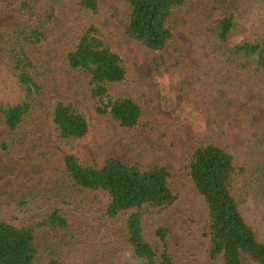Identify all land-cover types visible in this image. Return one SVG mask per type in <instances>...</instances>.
<instances>
[{
  "label": "trees",
  "instance_id": "1",
  "mask_svg": "<svg viewBox=\"0 0 264 264\" xmlns=\"http://www.w3.org/2000/svg\"><path fill=\"white\" fill-rule=\"evenodd\" d=\"M45 1L42 10L35 0H0V152L6 155L40 135L35 112L46 91L44 67L30 52L48 41L60 4ZM76 1L93 16L105 7L131 40L158 53L175 45L170 22L190 3L125 0L122 10L104 0ZM199 32L205 56L229 73L231 86L264 79V0H210ZM66 65L74 85L88 87L99 116L129 130L145 117L144 102L130 92V68L95 23L72 43ZM199 106H187L189 121ZM49 126L52 142L66 151L64 190L0 189V264H69V258L72 264H177L168 227L155 223L151 241L145 234L146 222L180 198L171 171L116 158L95 167L72 153L92 134L87 109L73 99L54 100ZM256 145L263 161L252 172L210 132L201 133L186 159L206 212L210 264H264V130ZM251 199L256 209L249 214Z\"/></svg>",
  "mask_w": 264,
  "mask_h": 264
},
{
  "label": "rangeland",
  "instance_id": "2",
  "mask_svg": "<svg viewBox=\"0 0 264 264\" xmlns=\"http://www.w3.org/2000/svg\"><path fill=\"white\" fill-rule=\"evenodd\" d=\"M35 1L46 9L45 0ZM104 1L126 10L125 0ZM209 1L190 0L170 22L175 45L158 53L131 40L105 7L93 16L79 11L76 0H60L48 41L30 52L44 67L46 91L35 112L40 135L8 155L0 152V189L64 190L66 151L52 142L49 113L55 99H73L87 109L92 134L71 152L95 167L110 158L144 167L166 166L180 198L168 212L146 222L147 240L154 239L153 226L160 223L171 230L177 264H210L211 245L204 229L206 212L185 170L186 159L201 133L210 132L216 145H231L236 163L246 165L250 172L263 161L256 144L264 130V79L231 86L227 82L229 73L207 59L199 30ZM90 23L105 31L124 58L132 74L130 92L145 104L146 115L133 130L94 112L88 87L75 86L73 74L67 69L66 56L72 43ZM191 102L200 105V111L189 121L186 114ZM248 208L249 214L256 209L252 199ZM124 258L127 260L129 254Z\"/></svg>",
  "mask_w": 264,
  "mask_h": 264
}]
</instances>
